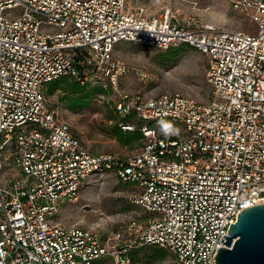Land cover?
Segmentation results:
<instances>
[{"label":"built area","instance_id":"built-area-1","mask_svg":"<svg viewBox=\"0 0 264 264\" xmlns=\"http://www.w3.org/2000/svg\"><path fill=\"white\" fill-rule=\"evenodd\" d=\"M228 1L255 29H218L170 8L151 16L127 0H0V264H126L129 249L145 246L167 251V264H216L231 223L264 204V0ZM120 43L187 44L206 55L211 100L120 91L131 73L114 58ZM62 77L111 89L120 117L146 123L140 149L125 157L84 148L46 99ZM152 122L181 136H162ZM108 177L129 187L146 222L108 236L56 223L65 203Z\"/></svg>","mask_w":264,"mask_h":264},{"label":"rangeland","instance_id":"rangeland-1","mask_svg":"<svg viewBox=\"0 0 264 264\" xmlns=\"http://www.w3.org/2000/svg\"><path fill=\"white\" fill-rule=\"evenodd\" d=\"M135 10H143L147 15H156L170 8L180 19L195 18L203 24L218 29L247 32L255 29L242 15L234 12L228 0H174L169 6L162 0H127ZM168 50L147 47L136 43H120L114 50V58L131 69V73L119 80L118 89L145 97L164 94H181L198 103L207 104L211 100V89L207 81L209 59L206 55L189 46H178ZM74 82L73 80H69ZM87 105L70 109V92L65 84L57 83L46 92L49 108L56 112L59 120L68 123L73 134L84 148L92 154H112L129 157L140 149L144 141L126 144L116 135L115 127L121 117L115 112L116 96L111 89L86 88ZM126 122V121H124ZM135 130L146 123L132 119L127 121ZM160 135L168 138L181 136V128L170 123L154 124ZM167 126V127H166ZM129 187L114 177L95 180L83 188L77 202L65 203L56 223L65 227L94 228L110 233L123 230L133 220L144 223L150 214L128 200ZM119 249V248H117ZM154 248L129 249L138 254L136 263L127 258L126 264H167L165 256L161 262H153ZM126 255V253H125ZM98 264H115L106 258Z\"/></svg>","mask_w":264,"mask_h":264},{"label":"water","instance_id":"water-1","mask_svg":"<svg viewBox=\"0 0 264 264\" xmlns=\"http://www.w3.org/2000/svg\"><path fill=\"white\" fill-rule=\"evenodd\" d=\"M227 234L216 264H264V204L244 209Z\"/></svg>","mask_w":264,"mask_h":264},{"label":"trees","instance_id":"trees-1","mask_svg":"<svg viewBox=\"0 0 264 264\" xmlns=\"http://www.w3.org/2000/svg\"><path fill=\"white\" fill-rule=\"evenodd\" d=\"M181 45L182 46H189L187 44H181ZM181 45H179V46H181ZM189 47H191V46H189ZM172 48H174V47L167 49L169 53H171L173 51ZM69 80H72V79L67 78V77L59 78V79L55 80L54 82L50 83L47 86L46 91L48 92V88L51 91L57 83H60V82L64 83L65 88H67V90L70 92V95H71L70 96V102H69V108L70 109L81 108V107H84L87 105V102L84 99H87V97L89 95L88 92H86V88H88L89 86H94V87H96V89L97 88L98 89H105L99 85H90V84L82 85L75 80H73L74 82H70ZM132 119H136L138 121H141V120L137 119L135 117V115L131 114V115H128L124 118L121 117V121L119 122V125L115 127V132H116V135L118 136L119 140L121 142H124V143L126 142V144H130L133 142H139L140 140L144 141V135L141 131V128H143L144 126L135 130V128L133 126L129 125L128 123L126 124L127 121H130ZM124 121H126V122H124ZM141 122H143V121H141ZM154 124L155 123L152 122V123L147 124V126H149L150 128H154L155 127ZM123 127H133V130L123 129ZM142 248H154L155 249L154 255L152 258L153 262H155V263L161 262L165 256L168 257L167 251H165L163 249H159V248L154 247V246H145ZM142 248H139V249H142ZM124 257L132 258L133 263H136L139 259L138 254H135L134 252H128V254L126 253V255L124 254ZM104 260H102V261H104ZM102 261H100V262H102Z\"/></svg>","mask_w":264,"mask_h":264},{"label":"clouds","instance_id":"clouds-1","mask_svg":"<svg viewBox=\"0 0 264 264\" xmlns=\"http://www.w3.org/2000/svg\"><path fill=\"white\" fill-rule=\"evenodd\" d=\"M167 127V126H166Z\"/></svg>","mask_w":264,"mask_h":264}]
</instances>
